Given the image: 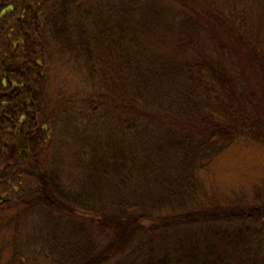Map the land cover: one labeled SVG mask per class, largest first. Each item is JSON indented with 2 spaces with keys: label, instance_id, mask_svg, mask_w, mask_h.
Returning a JSON list of instances; mask_svg holds the SVG:
<instances>
[{
  "label": "trees",
  "instance_id": "obj_1",
  "mask_svg": "<svg viewBox=\"0 0 264 264\" xmlns=\"http://www.w3.org/2000/svg\"><path fill=\"white\" fill-rule=\"evenodd\" d=\"M170 1L186 15L164 31L162 59L134 41L162 0H0V264L56 251L58 264H264L249 229L264 238L263 192L198 195L200 172L228 148L264 147V0H224L225 12L222 0ZM106 44L105 65L92 50ZM58 65L87 85L61 98L87 113H61L41 93ZM105 67L97 94L91 77ZM79 185L92 201H78ZM79 230L87 245H48Z\"/></svg>",
  "mask_w": 264,
  "mask_h": 264
},
{
  "label": "rangeland",
  "instance_id": "obj_2",
  "mask_svg": "<svg viewBox=\"0 0 264 264\" xmlns=\"http://www.w3.org/2000/svg\"><path fill=\"white\" fill-rule=\"evenodd\" d=\"M222 1L223 2L219 3V7H221V9L225 12V10H227V8L230 6L229 4H227L228 2H225L224 0ZM244 1H250L251 4H254L253 3L254 0H244ZM195 3H193L194 6H195ZM169 4H171L172 10ZM257 4L258 2L255 4V9L259 8L260 6V4L258 5ZM162 6L163 7L160 10L151 8L152 12L150 13V19L147 18L145 22L141 20L140 23H138L141 27H139V29H136L134 31V41L140 40L141 42L143 41L147 42L149 45L145 43H141L140 41L139 43H136V44L139 49L141 48L140 46L150 47V49L153 51L152 55H154V57L157 56L158 58L163 59L164 55L162 54V51L165 52L167 50V46L166 44L163 43V37H162L164 31L167 30L168 28V29L173 30L174 32H179L176 30V28L180 27V23L183 21L186 14L183 12L182 9L177 10V5H175L174 2L170 0H166V1L162 0ZM171 16L173 19L170 18ZM250 19H253V17L250 16ZM68 35H69V31L61 30V32L58 34V38L59 40H63L67 38ZM58 46L61 49V46L60 45ZM93 47L94 48L92 52L95 53L96 52L95 50H99L98 54L100 56H97V57L102 56L104 58L103 62L106 65L107 59L110 57V60H111L110 55H112V53H110L109 51L110 48L108 47V44L104 46H100L99 48H96L97 46L95 45H93ZM235 47L236 46L234 45L233 48ZM101 50L103 51V54H101L100 52ZM234 50H236V48ZM79 51L82 53V49ZM59 53L60 52H57V56L59 55ZM62 53L66 55L69 54L70 57L72 58V62L75 64L77 63L79 69L84 68L83 62L80 61L79 59H75L74 56L70 54L69 50H62ZM104 54H106V56H103ZM92 58L90 59V61L92 60ZM85 59H88V58L85 56ZM29 62H30V65H33L32 63L35 62V56L33 54L29 55V59H27L24 63H29ZM13 66L14 65H12V67ZM107 67L101 68V72L98 73L96 78L91 77L92 81L95 83L97 87V94L99 90L102 88L101 85L99 84L105 78L104 74H105V71L107 70ZM52 69L54 71L56 69V73L54 72L53 75L48 80L46 81L43 80L41 83H38L40 87L45 88L41 91V93L43 95H46V98L48 99V101H52L61 110V113L62 111L67 113V115H69L71 111L72 113H74L75 111L77 114L79 112H84V111L87 113L86 108H82L80 106L73 108L74 103H70L68 100H63L61 98L64 96V90H67L70 95L75 94V93L81 95L87 89V85L84 84L82 79H80L78 76H75L74 73L71 74V72L68 69V66L58 65V66H53ZM78 75L80 74L78 73ZM24 79L25 81H27V83H29L30 81L33 84L36 83V81L33 78H31V76L30 77L24 76ZM70 95H68L67 97H70ZM34 103L37 104V101ZM77 103L80 104L79 101H77ZM89 103L91 104L93 102L90 101ZM62 121L64 120L62 119ZM67 126L68 124L63 125L62 123H60L58 125V129L63 131L64 129L67 128ZM65 153H71V152L68 150H64V152L62 153L63 157ZM200 179L205 189L202 186L200 188L198 195L206 198L207 201H211L214 199H219V200L225 199L228 197L227 196L228 194L230 195L228 198L231 200L235 199L237 196H242V195L244 197H248V195H250L251 198L253 197V199H255L257 197V194L261 192H263L262 195H264V147L251 145V144L243 145V143L233 145L230 148H228L222 155H220L215 160H213L206 168H204V170L200 172ZM163 183L164 185H162V187L166 190L165 194L170 195L168 194V191L169 189H174L173 183H171V185L169 184V182L167 183L164 181ZM77 192H81L77 194L74 193L78 201L79 200L92 201L93 198L95 197L93 196L94 193L90 189H88V192H87L83 188V186H80V185L77 189ZM86 192L88 193V197H87ZM154 194L155 193H153V195ZM86 206H94V204H90L88 202L86 203ZM239 227H240V224L230 225L229 227L227 226L228 231H225V232L230 231L233 233ZM82 228H83L82 226L81 227L79 226V229H82ZM249 229L252 230L253 234H257L258 236L257 243L259 242L261 243V245L258 246L257 249L262 255H264L263 235L261 233H258V231L256 232L253 228H249ZM78 232L79 234H77V236L79 237L76 239L73 236L72 237L74 239H72L71 237H68L67 235H65L64 237L63 233L61 234L59 233L58 236H51V239L48 245L50 246L55 245L56 242L59 243L62 241V239H63L62 243L65 242L66 247L69 246V244L73 242V240H78L74 246L78 245L79 247V245L83 242L84 244L87 245L88 240L84 236V233H81L80 230ZM199 233H200V235H198L199 239H202L203 241H205L207 233H208V229L201 228L199 230ZM185 236L188 237L187 234H185ZM184 241L188 243L190 241V238ZM194 245H197V244H194ZM15 248L20 250L17 245L15 246ZM66 253L68 254L69 257H71L69 254V250H66ZM64 254H65V251H64ZM48 255H49V258L44 264H58L59 262L62 261L63 251H56L54 255L52 254L51 255L48 254ZM128 258L129 256L125 255L124 259L126 262L127 261L129 262V260L131 262L134 261V259L132 258L128 259ZM120 262L123 263L124 260L122 261V259H120Z\"/></svg>",
  "mask_w": 264,
  "mask_h": 264
}]
</instances>
